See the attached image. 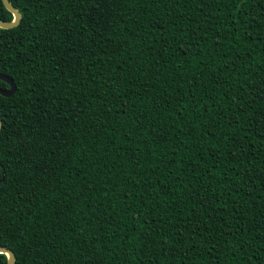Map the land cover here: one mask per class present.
Returning a JSON list of instances; mask_svg holds the SVG:
<instances>
[{
  "label": "trees",
  "instance_id": "16d2710c",
  "mask_svg": "<svg viewBox=\"0 0 264 264\" xmlns=\"http://www.w3.org/2000/svg\"><path fill=\"white\" fill-rule=\"evenodd\" d=\"M9 2L15 264H264V0Z\"/></svg>",
  "mask_w": 264,
  "mask_h": 264
},
{
  "label": "water",
  "instance_id": "95a60500",
  "mask_svg": "<svg viewBox=\"0 0 264 264\" xmlns=\"http://www.w3.org/2000/svg\"><path fill=\"white\" fill-rule=\"evenodd\" d=\"M1 2L3 6L5 7V9L12 14L13 20L11 22L0 20V28L12 29V28L17 27L20 22V18H21L20 13L11 5L9 0H1ZM0 80L4 81L6 84L9 85L8 89L0 88V95L4 97H11L16 90V86L14 82L9 77L3 74H0ZM1 125H2V122L0 119V130H1ZM0 254H5L7 256L6 264H15V255L11 250L4 248V247H0Z\"/></svg>",
  "mask_w": 264,
  "mask_h": 264
}]
</instances>
